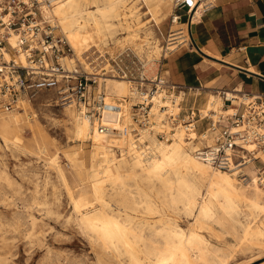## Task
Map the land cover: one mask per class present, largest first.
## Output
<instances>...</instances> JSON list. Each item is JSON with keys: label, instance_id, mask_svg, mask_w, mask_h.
I'll list each match as a JSON object with an SVG mask.
<instances>
[{"label": "bare ground", "instance_id": "1", "mask_svg": "<svg viewBox=\"0 0 264 264\" xmlns=\"http://www.w3.org/2000/svg\"><path fill=\"white\" fill-rule=\"evenodd\" d=\"M144 1L159 23L161 13L172 8L173 0ZM191 1V16L197 8L193 22L199 18L198 13L206 0ZM138 7L133 0H54L52 5L43 6V13L68 37L75 54L81 58L93 46H99L100 40L106 41L120 29L127 31L126 40L137 41L143 28ZM189 25L190 22L180 23L172 28V49L177 41L190 40ZM11 40L17 41L15 36ZM147 42L150 43L149 40ZM155 45L159 46L158 43ZM20 59L26 62L24 54ZM66 59L70 64L73 62L71 56ZM106 79V88L114 94L108 96L103 122L118 127L129 124L132 128L135 122L129 120L130 104L136 98L131 94L129 83L115 81L119 84L113 83L114 87L111 85L109 88ZM215 93L207 94L200 107L203 114L211 107L221 109L224 101ZM120 96H131V102L126 103ZM181 98L179 95L178 101ZM160 103L174 109L171 101L162 100L153 108L157 120ZM30 105L29 99L24 98L15 109L0 113V137L9 146L14 144L29 149L30 143L24 140L25 128L29 127L33 133L32 144L48 155L49 146L58 149V144L44 135L47 127L38 122L37 112L29 111ZM78 110L74 103L67 104L64 118L55 123L60 121L59 124L69 131L73 140L92 142L89 166H75L79 178L71 181L60 162L58 150L49 154L47 161L56 168L67 189L77 223L94 244L102 247L110 264H232L240 253L248 257L236 264H254L264 255V188L257 181V169L252 160L243 167L250 176L245 180L239 175V168H219L200 158L194 152L192 142L185 138L184 130H177L164 139L157 136L159 126L153 131L142 127L139 137L133 133L111 136L102 132L90 115ZM191 134L193 137L197 135L195 130ZM213 138V135H208L207 142L211 143ZM255 145L250 143L247 146L253 148ZM116 147L122 148L120 154L116 153ZM82 154L78 153V156ZM258 155L264 159V149H259ZM67 157L74 163L78 159L70 154ZM87 166L88 179L82 173ZM4 173L10 179L5 170L0 172V176ZM101 209L108 216L118 218L129 229L125 233V242L116 248H111V244L104 247L83 224L86 216ZM33 215L32 229L37 222ZM184 215L193 219L188 228L181 224ZM205 231L211 232L221 242L211 241ZM33 233L29 231V234Z\"/></svg>", "mask_w": 264, "mask_h": 264}, {"label": "built area", "instance_id": "2", "mask_svg": "<svg viewBox=\"0 0 264 264\" xmlns=\"http://www.w3.org/2000/svg\"><path fill=\"white\" fill-rule=\"evenodd\" d=\"M53 1L0 0V110L10 111L24 98L31 100L41 92L56 89L60 93L58 101L74 103L79 112L90 115L100 130L111 136L133 133L138 137L142 127L153 131L159 126L157 136L164 139L184 130L185 138L192 142L200 158L219 168H239V175L245 180L250 176L243 167L252 160L257 181L264 188V159L258 155L259 149H264V93L220 90L216 93L224 101L220 110L211 107L203 114L201 108L191 107L183 113V97L178 101V96L185 87L171 82L161 66L152 76L145 69L133 71L125 64L124 59L130 56L125 50L115 60L119 64V76L130 82L131 94L136 98L132 102L131 96L124 98L126 103L131 102L135 126L105 124L102 119L110 95L103 84L107 72L89 70L85 65L87 55L83 61L72 57L75 61L68 65L66 57L75 55L73 46L43 13V6H50ZM177 5L191 14V0H178ZM196 9L190 15V25ZM180 16L176 14L173 20ZM13 36L17 39L15 43L11 40ZM21 54L26 62L21 61ZM162 100L171 101L174 109L160 103L157 120L153 108ZM193 130L197 133L195 137L191 134ZM208 135L214 136L211 143L207 142ZM250 143L257 145L249 148Z\"/></svg>", "mask_w": 264, "mask_h": 264}, {"label": "rangeland", "instance_id": "3", "mask_svg": "<svg viewBox=\"0 0 264 264\" xmlns=\"http://www.w3.org/2000/svg\"><path fill=\"white\" fill-rule=\"evenodd\" d=\"M134 1L139 6L140 21L143 24H141L143 28L140 30L138 42L126 40L124 36L127 35V31L120 29L115 36H108L106 41L100 40L99 46H93L84 54L85 57L88 56L86 57L88 64L85 65L89 70H98L101 71L100 73L107 72L106 83H108L109 88H112L115 81H126L125 83H129L130 87V82L119 76L117 71L119 64L115 60L125 50L130 53V56L124 59L125 64L127 63L130 69L136 72L145 69L147 74L151 76L155 74L161 66L164 55L172 49L170 44L172 28L179 26L180 23H186L188 19V14L183 15L187 13V9L180 8L177 5L178 0H173L171 2L172 8L161 13L159 23L144 0ZM176 14H182L177 20L180 23L173 20ZM146 30L150 33H147ZM156 39L159 40L155 42ZM157 43L160 47H156L155 44ZM176 45L177 43H174L173 47ZM76 56V54L71 55V57L83 61L84 57L77 56V58ZM68 61L69 59L66 60L67 63ZM74 61L75 59H73ZM90 61L93 62L90 63ZM73 62L68 63V65L71 66ZM119 62L122 64L121 61ZM92 65H97V67L94 68ZM111 75H116V77ZM103 84L105 85V83ZM114 84L117 86L119 83ZM107 92L114 94L108 88ZM59 96L60 93L56 89L41 92V95L31 99L29 111L31 113L37 112L38 122L47 127L44 135L58 144V149L49 146L48 153L52 154L57 150L60 152V162L68 171L72 181L75 177L79 178L74 169L75 166L83 167L84 164H89L92 142L73 140L69 131L59 124L60 121L55 123L56 120L64 118V108L67 105L60 100L58 101ZM120 97L122 100L125 98ZM2 112L4 111L0 110V113ZM130 116L131 112H129V120H132V116ZM24 135L25 143H30L29 149L19 148L14 144L9 146L0 137V142H2L0 143V172L5 170L10 177V179L6 178L5 173L4 176H0V258L6 257L2 259V262L0 261V264H100L99 262L110 264L107 261L109 256L104 253L102 247L98 246L97 243L94 244L77 223V215L67 189L58 176L56 168L47 161L49 154L40 152L39 148L32 144L33 133L29 127L25 128ZM139 136L141 134H138ZM137 142L140 141L137 140ZM118 148L116 153L120 154L122 148L120 147L119 150ZM81 152L84 154L78 156V153ZM68 154L77 156L78 159L75 163L67 157ZM88 166L87 170L82 172L86 178L89 174ZM46 175L47 180H45ZM32 215L37 218L33 229L31 228ZM191 221H193L192 218L184 215L181 224L188 228ZM29 231L34 233L29 234ZM204 233L211 241L221 242L211 232L205 231ZM247 257V254L240 253L232 261V264H236Z\"/></svg>", "mask_w": 264, "mask_h": 264}, {"label": "crops", "instance_id": "4", "mask_svg": "<svg viewBox=\"0 0 264 264\" xmlns=\"http://www.w3.org/2000/svg\"><path fill=\"white\" fill-rule=\"evenodd\" d=\"M198 17L189 25L191 41L179 42L161 62L166 77L185 87L183 113L200 108L210 92L264 93V0H206ZM261 261L264 255L254 264Z\"/></svg>", "mask_w": 264, "mask_h": 264}, {"label": "clouds", "instance_id": "5", "mask_svg": "<svg viewBox=\"0 0 264 264\" xmlns=\"http://www.w3.org/2000/svg\"><path fill=\"white\" fill-rule=\"evenodd\" d=\"M83 224L98 237V242L106 248L109 244L111 248H116L117 245L124 243L125 233L129 230L118 218L108 216L103 209L86 216Z\"/></svg>", "mask_w": 264, "mask_h": 264}, {"label": "snow or ice", "instance_id": "6", "mask_svg": "<svg viewBox=\"0 0 264 264\" xmlns=\"http://www.w3.org/2000/svg\"><path fill=\"white\" fill-rule=\"evenodd\" d=\"M87 207H91V205H86ZM260 264H264V261H261Z\"/></svg>", "mask_w": 264, "mask_h": 264}]
</instances>
